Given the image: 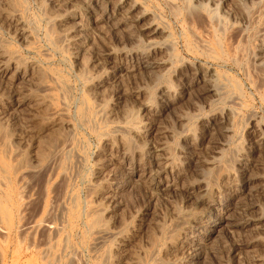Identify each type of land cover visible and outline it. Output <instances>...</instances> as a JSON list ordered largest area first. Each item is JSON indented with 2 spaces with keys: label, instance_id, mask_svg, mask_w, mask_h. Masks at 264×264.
I'll list each match as a JSON object with an SVG mask.
<instances>
[{
  "label": "rangeland",
  "instance_id": "rangeland-1",
  "mask_svg": "<svg viewBox=\"0 0 264 264\" xmlns=\"http://www.w3.org/2000/svg\"><path fill=\"white\" fill-rule=\"evenodd\" d=\"M263 174L264 0H0V264H264Z\"/></svg>",
  "mask_w": 264,
  "mask_h": 264
},
{
  "label": "bare ground",
  "instance_id": "bare-ground-1",
  "mask_svg": "<svg viewBox=\"0 0 264 264\" xmlns=\"http://www.w3.org/2000/svg\"><path fill=\"white\" fill-rule=\"evenodd\" d=\"M190 5V6H189ZM187 7L189 8V7H191L189 10H192L193 8H192V5L189 3L188 5H187ZM195 9V8H194ZM193 11V10H192ZM61 81V80H60ZM61 83V82H60ZM65 83V82H64ZM63 83V84H64ZM61 85H62V83H61ZM64 86V85H63ZM67 87V86H66ZM216 88V87H215ZM214 89V88H213ZM64 91H65V89H63ZM67 90V89H66ZM66 93H67V91H66ZM224 93V92H223ZM85 106V105H84ZM84 108V107H83ZM92 108V107H91ZM81 110V109H80ZM57 111V110H56ZM91 111V110H90ZM234 111V110H233ZM81 112V111H80ZM82 115H83V113H81ZM88 116V115H87ZM91 116H92V114H91ZM93 120V119H92ZM84 121V120H83ZM87 121V120H86ZM89 121V120H88ZM95 123V122H94ZM92 124V123H91ZM67 125V124H66ZM93 125V124H92ZM84 127V126H83ZM96 127V126H95ZM116 127H118V125L116 126ZM68 128H69V126H68ZM120 128V127H119ZM96 129V128H95ZM108 129V128H107ZM114 129V128H113ZM122 129V128H121ZM112 130V129H111ZM109 131V130H108ZM113 131V130H112ZM117 131V130H116ZM123 131V130H122ZM131 132V131H130ZM126 133V132H125ZM105 134V133H104ZM103 135V134H102ZM70 136V135H69ZM63 138V137H62ZM70 139H71V137H70ZM127 139V138H126ZM64 140V139H63ZM60 141V140H59ZM76 142V141H75ZM79 143V142H78ZM68 144V143H67ZM80 145V144H79ZM75 147V146H74ZM63 148V147H62ZM62 148H60V150L62 149ZM67 148V147H66ZM65 148V149H66ZM73 148V147H72ZM52 149V148H51ZM55 150V149H54ZM58 150V149H57ZM59 151V150H58ZM51 152V151H50ZM53 152V151H52ZM66 152V151H65ZM81 152V151H80ZM59 153V152H58ZM69 153V152H68ZM55 154V153H54ZM53 154V155H54ZM57 154V153H56ZM60 154V153H59ZM65 154V153H64ZM52 155V154H51ZM59 156V155H58ZM69 156V155H68ZM78 156H80V154L78 155ZM57 157V156H56ZM60 157V156H59ZM76 157V156H75ZM74 157V158H75ZM51 158V157H50ZM81 159V158H80ZM66 159H64V161H65ZM67 162V161H66ZM72 163V162H71ZM66 169V168H65ZM4 174V173H3ZM264 175V174H263ZM71 195V194H70ZM74 199V198H73ZM70 200H72V199H70ZM1 205H2V203H1ZM5 208V207H4ZM0 209H2V208H0ZM4 210V209H3ZM0 211H2V210H0ZM5 211H6V209H5ZM4 211V212H5ZM7 212V211H6ZM64 212V211H63ZM5 214V213H4ZM48 214H50V213H48ZM5 216V215H4ZM4 216H2V217H4ZM50 216V215H49ZM48 216V217H49ZM6 217V216H5ZM69 218V217H68ZM4 219V218H3ZM63 221H65V220H63ZM228 221V220H227ZM98 222H99V220H98ZM91 223V222H90ZM94 223H95V221H94ZM225 223V222H224ZM227 223V222H226ZM43 224V223H42ZM48 224V223H47ZM101 224V223H100ZM36 225V224H35ZM34 225V226H35ZM45 226H46V224H44ZM91 225H92V223H91ZM235 225H238V226H240V225H242V223H235ZM48 226V225H47ZM89 227H90V225H88ZM42 227V226H41ZM57 227V226H56ZM93 227V226H92ZM95 227V226H94ZM97 227V226H96ZM34 228V227H33ZM87 228V227H86ZM98 228H99V226H98ZM47 230V229H46ZM55 230V229H54ZM53 230V231H54ZM58 230V229H57ZM90 230H92V228H90ZM102 230V229H101ZM98 232H100V231H98ZM101 233V232H100ZM52 234V233H51ZM54 235V234H53ZM109 235V234H108ZM112 235V234H111ZM102 236V235H101ZM101 236H99V237H101ZM110 236V235H109ZM97 237V236H96ZM105 238V237H104ZM107 238V237H106ZM109 238V237H108ZM62 239H63V237H62ZM99 239V238H98ZM94 240V239H93ZM96 241V240H95ZM69 242V241H68ZM101 242V241H100ZM69 244V243H68ZM93 244V243H92ZM91 245V244H90ZM89 245V246H90ZM98 244L96 243V246H97ZM101 245V244H100ZM99 245V246H100ZM93 247V246H92ZM98 247V246H97ZM94 248V247H93ZM62 251V250H61ZM151 251V250H150ZM45 252V251H44ZM59 252H60V250H59ZM107 252V251H106ZM46 253V252H45ZM44 253V254H45ZM72 254V253H71ZM49 255V254H48ZM57 256V255H56ZM55 256V258L57 259V257ZM149 256V255H148ZM62 257V256H61ZM104 257V256H103ZM70 258V257H69ZM71 260V258L69 259V261ZM106 260V259H105ZM101 261H103V260H101ZM71 262V261H70ZM107 264V263H106Z\"/></svg>",
  "mask_w": 264,
  "mask_h": 264
}]
</instances>
